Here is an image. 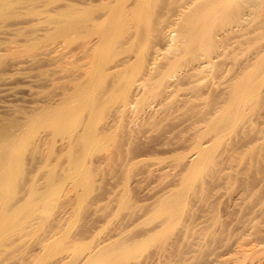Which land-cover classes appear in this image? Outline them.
<instances>
[{"label": "rangeland", "instance_id": "rangeland-1", "mask_svg": "<svg viewBox=\"0 0 264 264\" xmlns=\"http://www.w3.org/2000/svg\"><path fill=\"white\" fill-rule=\"evenodd\" d=\"M0 31V264L264 260V0H0Z\"/></svg>", "mask_w": 264, "mask_h": 264}, {"label": "bare ground", "instance_id": "bare-ground-1", "mask_svg": "<svg viewBox=\"0 0 264 264\" xmlns=\"http://www.w3.org/2000/svg\"><path fill=\"white\" fill-rule=\"evenodd\" d=\"M133 4H134V3H133ZM85 6H86V5H85ZM110 6H111V5H110ZM133 6H134V5H133ZM136 6H137V5H136ZM92 8H93V7H92ZM93 9H94V8H93ZM109 9H110V8H109ZM135 9H136V8H135ZM65 10H66V9H65ZM86 10H87V9H86ZM91 10H92V9H91ZM75 11H76V10H75ZM86 12H87V11H86ZM94 12H95V11H94ZM105 12H106V11H105ZM77 13H78V12H77ZM89 13H90V12H89ZM235 13H236L237 15L234 16L233 14H235ZM238 13H239L238 11H234V12L232 13V16H234V17H238ZM83 14H84V13H83ZM69 15H70V14H69ZM104 16H105V15H104ZM112 16H113V14H112ZM64 17H65V16H64ZM227 17H228L229 19H231V21H232V20H235L234 17H233V19L231 18V15H229V16H227ZM227 17L225 18L224 21H225V22H231V21H229V19H228ZM65 18H66L65 20L67 21L68 18H67V17H65ZM69 18H70V17H69ZM79 18H80V17H79ZM85 18H86V17H85ZM87 18H88V17H87ZM124 18H125V17H124ZM124 18H123V19H124ZM188 18H189V17H188ZM240 18H241V17H240ZM70 19H71V18H70ZM70 19H68V20H70ZM90 19H91V18H90ZM104 19H105V18H104ZM108 19H109V18H108ZM186 19H187V18H186ZM186 19H184V20H186ZM193 19H194V17H190V19L188 20V23L186 22L187 24L190 25L189 28H192L194 25H196V22L199 20V17L196 18V20H195L194 22H193ZM73 20H74V19H73ZM77 20H78V19H77ZM237 20H238V19H237ZM70 21H71V20H70ZM75 21H76V20H75ZM95 21H96V20H95ZM95 21H94V22H95ZM179 21H180V20H179ZM186 21H187V20H186ZM77 22H78V21H77ZM77 22H76V23H77ZM81 22H82V21H81ZM98 22H99V21H98ZM67 23H68V22H67ZM71 24H72V23H71ZM73 24H75V23L73 22ZM73 24H72V26L74 27ZM87 24H88V23H87ZM187 24H186V25H187ZM237 24H238V23H237ZM64 25H65V24H64ZM76 25H77V24H76ZM78 25H79V24H78ZM80 25H81V24H80ZM84 25H85V24H84ZM93 26H94V25H93ZM70 27H71V26H70ZM185 27H186V26H185ZM85 28H86V27H85ZM105 28H106V27H105ZM187 28H188V27H187ZM68 29H69V28H68ZM82 29H83V28H82ZM96 29H97V28H96ZM101 29H102V28H101ZM185 29H186V28H185ZM185 29H184V30H185ZM69 30H70V29H69ZM72 30H73V28H72ZM84 30H85V29H84ZM103 30H104V29H103ZM103 30H102V31H103ZM0 32H1V31H0ZM190 32H191V31H190ZM7 33H8V32H7ZM12 33H13V32H12ZM186 33H187V32H186ZM91 34H92V33H91ZM207 36H208V38H207V40L205 41V43H206L205 45H207V41H210L209 38H211V36H210L209 33L207 34ZM100 37H101V36H100ZM211 40H212V39H211ZM192 41H196V40H195V39H192ZM187 42H188V41H187ZM190 42H191V40H190ZM208 44H209V42H208ZM205 47H206V49H205L206 52H210V51L212 50V49H210V48H211V45H210V44L207 45V46H205ZM90 50H91V49H90ZM205 51H204V52H205ZM43 52H44V51H43ZM211 54H212V53H211ZM23 63H24V62H23ZM148 68H149V67H148ZM151 68H152V67H151ZM15 72H16V71H15ZM19 74H21V73H19ZM16 75H17V74H16ZM90 75H91V74H90ZM26 76H27V75H26ZM90 77H91V76H90ZM25 78H27V77H25ZM0 82H1V81H0ZM89 82H90V80H89ZM93 83H94V82H93ZM3 84H4V81H3ZM88 84H89V83H88ZM11 87H12V86H11ZM4 89H6V88H4ZM12 89H13V88H12ZM8 90H9V89H8ZM82 92H83V91H82ZM82 94H83V93H82ZM126 103H127V102H126ZM128 105H129V104H128ZM128 105H127V107H128ZM5 106H6V105H5ZM125 106H126V104H125ZM123 107H124V106H123ZM124 108H125V107H124ZM123 110H124V109H123ZM62 116H64V115H62ZM46 119H47V118H46ZM46 119H45V120H46ZM61 119H62V118H61ZM63 120H64V117H63ZM63 120H62V121H63ZM45 122H46V121H45ZM226 122H227V121H226ZM48 123H49V122H48ZM221 123H223V122H221ZM212 126H213V125H212ZM214 126H215V125H214ZM214 126H213V127H214ZM217 126H218V125H217ZM218 127H219V126H218ZM218 127H217V129H218ZM222 127H223V126H222ZM222 127H220V128L222 129ZM226 127H227V126H226ZM226 127H225V128H226ZM223 128H224V127H223ZM225 128H224V129H225ZM226 129H227V128H226ZM209 131L211 132L210 128H209ZM216 131H217V130H216ZM222 131H223V130H222ZM225 131H226V130H225ZM225 131H224V132H225ZM16 132H17V131H16ZM20 132H22V131H20ZM214 132H215V131H214ZM17 133H18V132H17ZM217 133H218V132H217ZM219 133H220V132H219ZM219 133H218V135H219ZM222 133H223V132H222ZM216 135H217V134H216ZM216 135H215V136H216ZM263 138H264V137H263ZM17 139H19V138H17ZM41 140H42V139H41ZM213 140H214V139H213ZM197 143H200V141L197 142ZM221 143H222V142H221ZM13 144H14V143H13ZM15 144H16V143H15ZM213 144H214V143H213ZM213 144H212V146H213ZM206 145H207V144H206ZM263 145H264V144H263ZM200 146H201V145H200ZM203 146H204V145H203ZM198 147H199V146H198ZM218 147H219V146H218ZM203 148H204V147H203ZM203 148H202V147H201V148L199 147V149H198V151H197V155H198V156H200V155L202 156V152H203L204 150H207V148H206V149H203ZM202 149H203V151H202ZM210 151H211V150H210ZM4 153H5V152H4ZM4 153H3V154H4ZM194 153H195V151H194ZM205 153L207 154V151H205ZM209 153H210V152H209ZM5 154H6V153H5ZM199 154H200V155H199ZM203 154H204V152H203ZM206 154H205V155H206ZM213 154H214V153H213ZM193 156H194V155H193ZM198 156H197V159H199ZM201 156H200V157H201ZM203 156H204V155H203ZM211 156H212V155H211ZM254 156H255V155H254ZM5 157H6V156H5ZM15 157H16V156H15ZM206 157H207V156H206ZM195 158H196V157H195ZM195 158H194V160L191 159V162H192V163H197V162H199V160L196 162L195 160H197V159H195ZM209 158H210V157H209ZM209 158H208V159H209ZM200 159H202V158H200ZM184 160H185V159H184ZM193 161H194V162H193ZM202 161H203V159L200 161V162H201L200 164H202ZM204 161L207 162L206 160H204ZM191 162H190V163H191ZM188 163H189V162H188ZM190 163H189V164H190ZM210 163H211V162H210ZM197 164H198V163H197ZM190 165H191V164H190ZM198 165H199V164H198ZM196 166H197V165H196ZM9 168H10V166H9ZM197 168H198V167H197ZM7 169H8V168H7ZM10 169H11V168H10ZM10 169H8V170H10ZM6 173H7V172H6ZM5 178H6V177H3V179H2V178L0 179V192H1V190H3V188H4L5 185H6V182H7V181H5ZM256 215H257V214H256ZM255 217H256V216H255ZM250 222H251V221H250ZM259 224H260V223H259ZM254 225H255V224H254ZM262 225H263V224H262ZM246 226H247V225H246ZM250 227H251V226H250ZM242 228H243V227H242ZM253 229H254V228H253ZM243 231H244V230H243ZM249 231H250V230H249ZM255 231H256V230H255ZM260 231H261V229H260ZM262 231H263V230H262ZM250 232H251V231H250ZM245 233H246V232H245ZM252 233H253L252 236H256V235H254V232H252ZM247 235H248V234H247ZM249 237H250V236H249ZM256 237H258V236H256ZM238 238H240V237H238ZM259 238H260V237H259ZM241 239H244V238H241ZM237 240H238V239H237ZM245 240H247V239H245ZM107 241H108V240H107ZM238 241H239V240H238ZM260 241H261V240H260ZM239 242H240V243L238 244V246L240 245L239 247H240L241 250H239L238 247H237V250H239L240 253L243 251L242 254H244V252H245V253H246V252H249V253H248V254H249V257H248L247 254H246V256H247L248 258H250V259H248V260H250V261L252 260V261L250 262L251 264H264V260H262V259H258L259 257L257 258L256 255H255V254H257V253L259 252V251L257 252V250L260 249V247H259L257 250H254L253 248L256 246V244L254 243L255 246L252 247V246L254 245V244H252V243H253V240H252V241H249V242L247 241L248 243H244V244H242L241 241H239ZM105 243H106V242H105ZM234 244H235V243H234ZM241 244H242V245H241ZM251 244H252V246H251L252 248L249 247ZM259 245H260V244H259ZM234 246H235V245H234ZM260 246H261V245H260ZM101 247H102V246H101ZM104 247H106V246H104ZM108 247H109V246H108ZM245 247H246V248L248 247L249 249H246ZM263 247H264V245H263ZM263 247H262V248H263ZM255 248H256V247H255ZM262 248H261V250H262ZM98 249H99V248H98ZM234 250H236V249H234ZM97 251H98V250H96V252H97ZM103 252H104V251H103ZM236 252H237V251H236ZM263 252H264V250L262 251V255H263ZM94 253H95V252H94ZM259 253H261V251H260ZM98 256H99V255H98ZM243 256H244V255H243ZM243 256H242V257H243ZM250 256L252 257V259H251ZM253 256H254V258H253ZM89 257H91V255H90ZM232 257H233V256H232ZM255 257H256V258H255ZM91 258H92V257H91ZM93 258H94V257H93ZM240 258H241V257H240ZM263 258H264V257H263ZM243 259H246V258H243ZM253 259H254V260L257 259V261H254ZM97 260H98V259L95 260L96 263H97ZM235 260H236V259H235ZM238 261H240V260H238ZM242 261H243V260H242ZM242 263H243V262H242ZM228 264H229V263H228ZM233 264H234V263H233Z\"/></svg>", "mask_w": 264, "mask_h": 264}]
</instances>
